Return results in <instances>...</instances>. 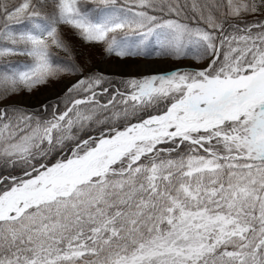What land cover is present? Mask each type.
<instances>
[{
  "label": "snow or ice",
  "instance_id": "6c2138e0",
  "mask_svg": "<svg viewBox=\"0 0 264 264\" xmlns=\"http://www.w3.org/2000/svg\"><path fill=\"white\" fill-rule=\"evenodd\" d=\"M0 264H264V0H0Z\"/></svg>",
  "mask_w": 264,
  "mask_h": 264
},
{
  "label": "bare ground",
  "instance_id": "6f19581e",
  "mask_svg": "<svg viewBox=\"0 0 264 264\" xmlns=\"http://www.w3.org/2000/svg\"><path fill=\"white\" fill-rule=\"evenodd\" d=\"M110 66H111V63H101L100 64V67L103 68V69H108ZM170 66L171 65H160V67H164V68H168ZM112 70H115V68L112 67ZM31 99L32 100H36L37 98L36 97H32ZM26 102H27V98H26Z\"/></svg>",
  "mask_w": 264,
  "mask_h": 264
},
{
  "label": "rangeland",
  "instance_id": "374dc122",
  "mask_svg": "<svg viewBox=\"0 0 264 264\" xmlns=\"http://www.w3.org/2000/svg\"><path fill=\"white\" fill-rule=\"evenodd\" d=\"M93 63L94 64H101V63H111V61H101V60H99V58H98V56L96 57V58H94V60H93ZM42 93H40V94H37L36 96H34V97H36L37 99H39V96L41 95Z\"/></svg>",
  "mask_w": 264,
  "mask_h": 264
}]
</instances>
